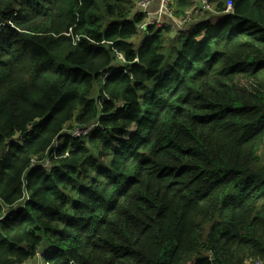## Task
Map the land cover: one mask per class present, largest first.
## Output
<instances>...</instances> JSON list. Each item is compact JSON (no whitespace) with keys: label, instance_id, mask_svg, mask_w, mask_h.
Instances as JSON below:
<instances>
[{"label":"trees","instance_id":"obj_1","mask_svg":"<svg viewBox=\"0 0 264 264\" xmlns=\"http://www.w3.org/2000/svg\"><path fill=\"white\" fill-rule=\"evenodd\" d=\"M137 1L0 0V264L264 261V0Z\"/></svg>","mask_w":264,"mask_h":264},{"label":"built area","instance_id":"obj_2","mask_svg":"<svg viewBox=\"0 0 264 264\" xmlns=\"http://www.w3.org/2000/svg\"><path fill=\"white\" fill-rule=\"evenodd\" d=\"M197 2V4H199L202 9L205 10H210L211 9V5H210V0H195ZM155 0H139L135 3V7H134V11L135 12H140L142 14H144L147 17V9L148 7L154 3ZM159 11L157 13V20L161 19L163 16L166 17H170L171 19L174 20V26L169 24V26H171L173 28V34L176 31V33H184L187 30V27L193 23V15L190 12H187L184 14V16H180V17H175L173 15V11L170 7V0H159ZM151 25H157V26H162V25H167V24H161L160 21L155 22L154 20H145V23L141 25L140 28H144L147 26H151ZM175 28V29H174ZM79 38L75 37L74 42L78 41ZM118 59L124 60L122 58V56L118 55L117 56ZM95 126V124L93 125H77L75 126V128H66L64 133H66L68 136H70L71 138H78V137H83L86 134L89 133V131ZM2 217H0L1 219ZM254 264H263V262H255Z\"/></svg>","mask_w":264,"mask_h":264},{"label":"crops","instance_id":"obj_3","mask_svg":"<svg viewBox=\"0 0 264 264\" xmlns=\"http://www.w3.org/2000/svg\"><path fill=\"white\" fill-rule=\"evenodd\" d=\"M158 1H159V0H155V2L152 3V4L148 7V9H147V17H146L145 20H154L155 22L160 21L161 24H167V25L171 24V25L174 26V20L171 19V18L168 17V16H166V17L163 16L161 19H158V20H157V13H158V11H159V3H158ZM170 6H171V9H172V11H173V15H174L175 17H180L179 15L177 16V15H175V13H174L176 7H175V3H173V0H170ZM176 11H177V9H176ZM174 29H175V28H174ZM174 34H175V32H174Z\"/></svg>","mask_w":264,"mask_h":264},{"label":"rangeland","instance_id":"obj_4","mask_svg":"<svg viewBox=\"0 0 264 264\" xmlns=\"http://www.w3.org/2000/svg\"><path fill=\"white\" fill-rule=\"evenodd\" d=\"M175 34H177L176 33V31H175ZM174 34V35H175ZM120 63H123V60H121V59H117ZM125 61V60H124ZM68 125H69V123H68ZM71 125H74V123H72ZM36 258H37V260H38V263L37 264H41V261H40V258H39V256H36ZM256 262H264V261H256ZM246 264H254V263H246Z\"/></svg>","mask_w":264,"mask_h":264},{"label":"clouds","instance_id":"obj_5","mask_svg":"<svg viewBox=\"0 0 264 264\" xmlns=\"http://www.w3.org/2000/svg\"><path fill=\"white\" fill-rule=\"evenodd\" d=\"M68 127H66V128H69L70 129V126L69 125H67ZM75 126H77L76 124H74V125H71V129L72 128H75ZM80 126H83V125H80ZM65 131V130H64Z\"/></svg>","mask_w":264,"mask_h":264},{"label":"water","instance_id":"obj_6","mask_svg":"<svg viewBox=\"0 0 264 264\" xmlns=\"http://www.w3.org/2000/svg\"><path fill=\"white\" fill-rule=\"evenodd\" d=\"M225 14H226V15H228V14H232V11H226Z\"/></svg>","mask_w":264,"mask_h":264}]
</instances>
